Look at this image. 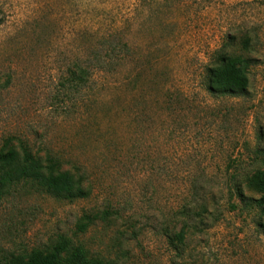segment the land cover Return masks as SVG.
<instances>
[{
  "label": "rangeland",
  "instance_id": "obj_1",
  "mask_svg": "<svg viewBox=\"0 0 264 264\" xmlns=\"http://www.w3.org/2000/svg\"><path fill=\"white\" fill-rule=\"evenodd\" d=\"M226 36L229 54L253 61L238 96L205 87ZM76 62L91 71L79 90L65 81ZM10 136L90 193L14 185L0 200V264L36 249L64 263L78 245L113 264H172L163 228L202 204L219 218L205 216L186 263L264 264L259 212L235 193L261 195L250 178L264 171V0H0V148Z\"/></svg>",
  "mask_w": 264,
  "mask_h": 264
},
{
  "label": "trees",
  "instance_id": "obj_2",
  "mask_svg": "<svg viewBox=\"0 0 264 264\" xmlns=\"http://www.w3.org/2000/svg\"><path fill=\"white\" fill-rule=\"evenodd\" d=\"M232 38L226 36V42L212 52L210 63L205 68V87L210 94L238 96L242 95L248 86L247 70L253 61L251 58L228 53L225 47L232 45ZM242 43L245 46L247 39ZM90 75L88 67L76 62L68 68L65 81L79 90L87 84ZM22 182L37 186L53 197L68 200L84 198L90 193L82 185L80 178H76L69 171H60L57 159L49 155L39 156L32 152L26 142L10 136L5 138L0 148V200L14 185ZM250 182L261 192L260 197L245 195L240 186L235 188L236 197L242 209H254L259 212L256 226L264 232V171L253 174ZM229 206L235 208L236 205L230 202ZM109 213L108 210H104L100 214L83 215L76 225L77 231L84 232L95 219H105ZM205 216L211 217L212 221L219 218L218 212L209 211L205 204L200 205L199 210L183 207L176 218V221L181 223L180 228L173 232L168 231L167 226L163 228L174 251L176 262L172 264H190L186 263L185 249L189 244V238L203 231L201 224L206 221ZM3 264H113V262L97 257L90 258L87 251L78 245L69 252L64 263L60 261L59 251L44 252L36 249L25 255L11 254L4 259Z\"/></svg>",
  "mask_w": 264,
  "mask_h": 264
}]
</instances>
